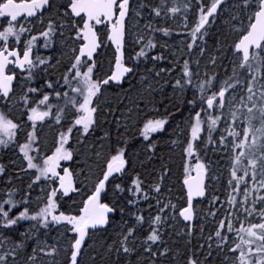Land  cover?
Here are the masks:
<instances>
[{
    "label": "snow or ice",
    "instance_id": "1",
    "mask_svg": "<svg viewBox=\"0 0 264 264\" xmlns=\"http://www.w3.org/2000/svg\"><path fill=\"white\" fill-rule=\"evenodd\" d=\"M193 7L189 27L186 13ZM177 14L183 19L173 28L166 22ZM217 22L220 30L209 45L206 37ZM233 33L236 39L226 43ZM173 35L182 38L183 47L170 51L169 68L162 66L164 52L171 49L163 38ZM39 48L48 54L34 53ZM101 48L112 49L114 59L102 77ZM177 52L188 58H177ZM229 56L234 59L225 66ZM174 72L171 80L162 75ZM138 74L143 91L114 121L115 143L113 131L93 140L103 127L100 96ZM157 94L166 115L140 127L136 117L144 108L159 111ZM0 104L22 109L19 120L0 111V149L18 148L24 162L20 172L29 179L23 196L17 198L19 189L13 187L0 195V264H58L61 254L65 264H82L86 247L99 233H111L112 240L91 257L92 264H169L163 229L178 218L191 252L184 254V264H264V0H68L62 6L55 0H0ZM185 109L191 118L181 144L187 161L182 165L184 203L177 207L171 189L165 190L171 169L161 158L152 179L134 173L121 128L135 127L149 141L148 151L155 152L152 135L166 132L170 117ZM45 122L56 128L47 151L38 131ZM201 144L230 156L223 196L211 183L210 165L198 155ZM76 196L78 210H64V198L75 204ZM194 200L207 203L205 218H211L213 228L205 237L200 226L193 249ZM52 231L67 245L50 243Z\"/></svg>",
    "mask_w": 264,
    "mask_h": 264
},
{
    "label": "trees",
    "instance_id": "2",
    "mask_svg": "<svg viewBox=\"0 0 264 264\" xmlns=\"http://www.w3.org/2000/svg\"><path fill=\"white\" fill-rule=\"evenodd\" d=\"M154 3L158 2V0H153ZM177 3H182V0H176ZM210 2V0H209ZM55 3L57 5H65L67 2L65 0H55ZM168 3H173V0H168ZM195 12V7L192 8L189 12L186 13L188 16V23L193 20L192 15ZM55 11L51 13V15H54ZM184 14H177V18L175 20L182 22ZM174 21V20H173ZM219 22H217L216 25H214L211 28L217 32L215 34H212L209 36V42L210 45L212 42L216 39L217 34L220 30V26L218 25ZM165 40H168L169 44L171 45V49L169 51H165L164 55L166 57L165 61L163 62L162 66L164 67H173V65L169 64L168 61L172 59V56L170 55V51L174 49H179L183 47L179 41L182 38H178L175 35H173L171 38H163ZM190 39V38H187ZM59 45V42H58ZM129 51L131 52V48L129 47ZM157 52L161 51L159 48L156 50ZM188 58L186 54L177 52V58ZM131 63H133L131 61ZM224 65L228 66V60H224ZM149 67L151 64L148 65ZM143 68L144 66L141 65L140 67V74H143ZM223 68L220 69L221 76L224 75ZM231 72V68L229 67V73ZM177 73H173L171 77H169L167 74L164 75V78L166 80H171L173 77L176 76ZM58 75V74H57ZM127 87V88H126ZM125 88H108L107 91H104L103 94L99 98V104L100 108L102 110V123L103 127L98 129L95 133V136L93 137V140H96L98 137H101L104 135L105 131H113V137L112 142L115 143V135H114V129H115V123L114 121L116 119L120 118V112H118L120 107H115L112 104L113 99H116L119 95H121L122 99L129 98L131 94L133 95L136 90L142 91L141 84L139 83V74L134 77V79L131 81V83H127V86ZM165 91L168 93L169 97H171V88L168 87L165 89ZM158 99L155 101L156 107L159 108V111L155 112L154 116H150L149 114L142 115V125L143 122L150 119V117L160 118L161 116H165V110L164 105L159 102V95L157 94ZM187 96L190 98L192 96V92L189 91L187 93ZM165 104H169L171 106L170 100H165ZM150 108L153 109L152 106L149 105ZM149 107H147L149 109ZM0 111H4L8 113L14 120L20 119V112L22 109L16 107L12 108L11 110L8 107H5V105L0 104ZM155 111V110H154ZM185 115H189L187 109L184 110L183 113H177V115L170 117V123L166 126L167 131L164 133H157L152 135V143L155 144V152H149L148 149L145 147L149 143V141H143L142 137L139 136L138 132L136 131L135 127H131V134L126 137V134L121 136V141L125 138L127 140V156L129 159V168L137 174H140L142 178H153V169H159L161 167V158L164 163L167 164V166L171 169L170 172V178L166 179L165 185H166V192L168 189H171V192L168 193L171 196L172 202L177 204V207L180 206V204L184 203L183 199H181V191L183 189V179L184 172L182 165L186 163V159L182 156L181 148H179V144L171 145L173 144L171 138H168L170 134L172 133L170 130L172 128V124L177 123V128L174 129L176 131L177 129L181 130L184 126L183 117ZM103 117H107V120L104 121ZM181 120V121H180ZM39 131V130H38ZM56 131V128H52V131L47 134H45L44 137H42L41 134V140L46 142L45 147H50L53 140V135ZM219 131V130H217ZM171 132V133H170ZM41 133V132H40ZM203 136L205 140L207 139V133H203ZM214 138L216 137V133H213ZM127 138V139H126ZM20 142H23L24 140V134L21 133L19 135ZM197 143H200L199 141ZM171 145V146H170ZM167 147L170 149H167ZM13 150L16 154H18L19 159L22 161L19 150L15 146L8 148V149H0V164L4 165L5 167V174L0 176V195H2L3 191H5L9 187H13L14 189H19V192L17 193V198L24 195V191L27 188V184L25 185L24 180L28 179V177L19 170H16L15 164L11 160V156H8L7 153ZM13 152V153H14ZM198 155L200 158L204 161H206L210 167L211 172H216L218 177L221 179V184H219L216 189H218V195L223 196L225 192V188L227 185V179L226 178V169H227V160L225 157L227 155L223 152H219L218 150H213V145H205L201 144L200 150L198 152ZM148 156L152 157V160L149 161L147 159ZM174 162H172V161ZM196 158H192V164H195ZM171 161V162H170ZM177 166V167H176ZM17 175L23 177V179H17ZM12 179V184L9 185L7 183L8 179ZM132 177H125V181H130ZM29 180V179H28ZM39 189H36V192H38ZM75 195V194H74ZM67 203L63 204V209L75 212L78 210V205L80 203V197L76 196V203L73 204L71 200L68 198H64ZM33 200L35 201V193L33 194ZM197 208V218L194 221V238L192 241V247L194 249V246L197 244L199 239V228L201 225L204 227V236L206 237L208 233L213 228V222L210 217L205 218L208 205L206 202L195 204ZM33 208L36 207V203L33 202L31 205ZM117 220H119V217H116ZM164 231V241L166 247H169L171 251L169 252L168 261L169 264H184L183 257L184 254L187 252L189 255H191V252L188 250L189 246L186 244V241L188 240V237L184 235L185 229L184 224L181 222L180 218H178L177 222L169 221L168 225L165 226L163 229ZM60 233H57L55 231H52L49 236L47 237L50 243H57L58 236H60ZM112 236L111 233L105 234V233H99L92 237L91 247H86L85 254L83 256L82 264H92L91 257L96 256L97 252L102 251V245L107 241L108 243H111ZM67 241V240H66ZM202 242V241H200ZM59 244L64 245L63 241H60ZM65 246V245H64ZM179 253V255H177ZM174 257V259H173ZM97 259H99L97 257ZM58 264H65L66 257L61 254L57 257Z\"/></svg>",
    "mask_w": 264,
    "mask_h": 264
},
{
    "label": "rangeland",
    "instance_id": "3",
    "mask_svg": "<svg viewBox=\"0 0 264 264\" xmlns=\"http://www.w3.org/2000/svg\"><path fill=\"white\" fill-rule=\"evenodd\" d=\"M192 19L193 20H191L190 22H189V27H191L192 25H193V22H194V20H195V18H194V16L192 17ZM180 23V21H177V20H174L173 22H169V24H170V26H172L173 28H175V26L177 25V24H179ZM220 27H221V22H219V24H218ZM215 32H217V31H215V29L213 30L212 29V31H211V33L212 34H215ZM184 39H187V38H184ZM209 39H210V37H209ZM236 39V34L235 33H233L229 38H228V40L226 41V43H231L232 42V40H235ZM208 42H209V40H208ZM179 43H180V41H179ZM209 45H210V42H209ZM131 53H132V49H131ZM228 61L229 60H232V59H234V57H232V56H229V57H227L226 58ZM133 62V61H132ZM106 70V69H105ZM104 70V68H103V70L101 71V75L102 76H104V75H106L107 73H106V71ZM224 73V72H223ZM143 91V90H142ZM142 91H138V90H136V92H134L133 93V95L131 94V96L129 97V98H126V99H122L121 98V95H119L116 99H113V101H112V104H113V106H115V107H120V109H118L119 111L118 112H120V115L119 116H121V112H125V111H127V109L128 108H130V107H132V105H133V102L139 97V95L141 94V92ZM151 106V105H150ZM149 107V106H148ZM155 112L156 111H154V109H152V108H150L149 107V109L146 107V108H144V110L142 111V112H140V114H139V116L138 117H136V123L140 126V125H142V115H146V114H149L150 116H154L155 115ZM153 118H155V117H150V119H153ZM191 117L189 116V115H185L184 117H183V121H182V123H184V126H183V128L181 129V130H179V129H177L176 131H174V129H176L177 128V123H173L172 125V128H171V134H170V136L168 137V138H171L172 140L174 139V140H176L178 143L177 144H179L178 146H179V148H181V144H182V142L185 140V139H187V124H186V121L187 120H189ZM181 121V120H180ZM52 128H54V126H50L49 124H48V122L47 123H45L44 125H43V127L42 128H40V127H38V130L41 132V134H42V137H44L45 136V134H47V133H49V131L51 132L52 131ZM220 131V130H219ZM121 132L123 133V135L124 134H126V137L129 135V133L131 134V127L129 128V130L127 131V132H125L124 131V129L123 128H121ZM122 135V136H123ZM225 135H226V133H225ZM127 139V138H126ZM125 140V138L122 140V141H124ZM171 145H175V144H171ZM170 145V146H171ZM51 147V146H50ZM47 148H49V147H45V151H47ZM167 149H170V147L168 148L167 147ZM14 151L13 150H10L8 153H7V155L8 156H11L10 158H11V160L12 161H15V168H16V170H19L20 169V167H21V165H22V163H21V160L19 159V157H18V154H16L15 152L13 153ZM226 158V160H227V169H226V178H228V173H229V170H230V163H231V159H230V156L229 155H227V157H225ZM172 161V160H171ZM170 161V162H171ZM172 162H174V161H172ZM177 167V166H176ZM194 173V171L191 173V174H193ZM210 175H212L213 176V180L211 181V183L212 184H214L215 185V187H218L219 186V184H221V179L218 177V175L216 174V172H210ZM217 177H218V179H217ZM28 182H29V180L28 179H26V180H24V183H25V185L26 184H28ZM60 241H63L64 242V245L66 246L67 245V241H66V239L65 238H63L62 237V235H60V236H58V242H60Z\"/></svg>",
    "mask_w": 264,
    "mask_h": 264
},
{
    "label": "flooded vegetation",
    "instance_id": "4",
    "mask_svg": "<svg viewBox=\"0 0 264 264\" xmlns=\"http://www.w3.org/2000/svg\"><path fill=\"white\" fill-rule=\"evenodd\" d=\"M65 1L68 2V0H65ZM17 2H19V0H17ZM193 16L194 15H192V17ZM194 18H195V16H194ZM45 19H47V16L45 17ZM169 22H173V20L172 19H169V20H167L166 23L168 25H170ZM160 23L163 24V23H165V21H160ZM37 27L39 28L40 26L37 25ZM66 35H67V33H66ZM206 39L209 40V37H206ZM36 51H39V54L40 55H47L48 54L42 48H39V49L34 50V53ZM112 51H113L112 49H107V48H101V49L98 50V53H97V55H98V68H99L98 76H101L102 77L101 71L103 70V68H104V70L106 69L105 71H106V73H108L109 70L113 67L114 59H113V56H112ZM130 53L131 52L129 51V48H128L127 51H126V53H125V59H126V61L128 60V56H129ZM128 62L131 63V61H128ZM13 83L16 84V81H14ZM126 86H127V83H125L120 88H123V87L125 88ZM110 88H117V87H110ZM17 92L19 93V88H17ZM45 123H47V122H45Z\"/></svg>",
    "mask_w": 264,
    "mask_h": 264
},
{
    "label": "water",
    "instance_id": "5",
    "mask_svg": "<svg viewBox=\"0 0 264 264\" xmlns=\"http://www.w3.org/2000/svg\"><path fill=\"white\" fill-rule=\"evenodd\" d=\"M192 176H195V173L192 175ZM196 203V201L194 200V204ZM181 219V221H182V218H180ZM182 223H184L183 221H182ZM194 223V222H193Z\"/></svg>",
    "mask_w": 264,
    "mask_h": 264
}]
</instances>
